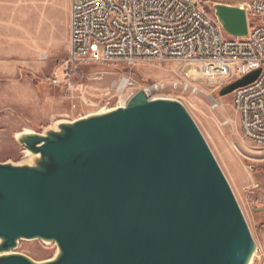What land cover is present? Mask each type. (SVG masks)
<instances>
[{"label":"water","instance_id":"obj_1","mask_svg":"<svg viewBox=\"0 0 264 264\" xmlns=\"http://www.w3.org/2000/svg\"><path fill=\"white\" fill-rule=\"evenodd\" d=\"M227 35L243 8L214 4ZM256 70L220 96L253 83ZM32 165L0 163V264H249L255 242L196 124L175 99L138 91L125 106L23 133ZM19 240L55 244L36 263Z\"/></svg>","mask_w":264,"mask_h":264},{"label":"rangeland","instance_id":"obj_2","mask_svg":"<svg viewBox=\"0 0 264 264\" xmlns=\"http://www.w3.org/2000/svg\"><path fill=\"white\" fill-rule=\"evenodd\" d=\"M61 0H0V163L32 165L35 157L18 142L23 133L43 135L59 124L125 106L146 85L180 79L190 66L140 61L83 65L70 86L49 82L68 57V26L59 27L53 9ZM61 10V9H60ZM62 13V10L59 11ZM126 77L124 89L117 83ZM196 96L166 90L186 109L226 178L255 242L249 264H264V146L246 141L227 84L193 76ZM213 101L218 108L213 109ZM228 121L224 125V121ZM14 253L36 263L54 259L55 244L19 240Z\"/></svg>","mask_w":264,"mask_h":264},{"label":"built area","instance_id":"obj_3","mask_svg":"<svg viewBox=\"0 0 264 264\" xmlns=\"http://www.w3.org/2000/svg\"><path fill=\"white\" fill-rule=\"evenodd\" d=\"M214 4L243 8L247 36L227 35L213 14ZM140 61L191 67L180 79L143 87L149 100L174 99L162 95V88L196 96L195 75L230 84L259 70L253 83L233 92L232 102L243 138L264 146V0H71L70 51L49 82L68 87L79 66ZM129 82L123 77L117 87Z\"/></svg>","mask_w":264,"mask_h":264},{"label":"crops","instance_id":"obj_4","mask_svg":"<svg viewBox=\"0 0 264 264\" xmlns=\"http://www.w3.org/2000/svg\"><path fill=\"white\" fill-rule=\"evenodd\" d=\"M62 10V13L59 11ZM70 10L71 0H61V2L53 9V13L56 18V23L59 27H63L64 21L67 22L68 26V54L70 51Z\"/></svg>","mask_w":264,"mask_h":264},{"label":"bare ground","instance_id":"obj_5","mask_svg":"<svg viewBox=\"0 0 264 264\" xmlns=\"http://www.w3.org/2000/svg\"><path fill=\"white\" fill-rule=\"evenodd\" d=\"M167 89H170L172 91H177V89H175V88H162V95L166 93Z\"/></svg>","mask_w":264,"mask_h":264}]
</instances>
